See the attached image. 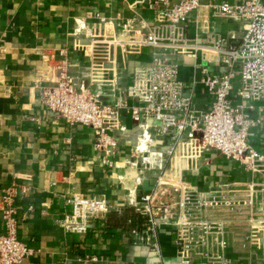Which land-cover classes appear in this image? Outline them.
I'll use <instances>...</instances> for the list:
<instances>
[{"label": "built area", "instance_id": "1", "mask_svg": "<svg viewBox=\"0 0 264 264\" xmlns=\"http://www.w3.org/2000/svg\"><path fill=\"white\" fill-rule=\"evenodd\" d=\"M144 3L153 12L151 22L135 17L117 25L114 18L96 17L78 25L74 35L85 65L76 73L69 65L61 66L49 77L43 76L44 65L38 67L40 104L57 118L89 127L106 165L114 163L116 135L134 134L137 142L131 145L134 158L129 164L144 166L155 180L152 190L142 192L141 202L135 187L145 179L137 177L129 192L128 205L136 216L127 228L135 244L146 245L160 257L158 228L167 224L183 264L195 258L198 264H238L226 251H251L256 244L264 254V0ZM215 17L237 23L238 29L226 34L213 29L210 21ZM190 24L195 26L193 36ZM144 48L152 49L150 60L134 67L131 84L122 83L126 67L120 60ZM175 55L195 58L201 74L195 80L204 85L208 108L193 104L194 89L189 91L180 79L179 63L171 59ZM124 113L130 115V128L122 123ZM149 143L160 144L163 164L148 149ZM209 153L247 177L231 174L206 189L186 179L185 171H196ZM3 190L0 264H22L34 249L18 236L15 203L29 195L30 187L13 183ZM68 203L71 209L59 225L74 234L86 232L96 218L119 212L104 193L72 195ZM34 210L29 204L26 211ZM261 238L263 243H257Z\"/></svg>", "mask_w": 264, "mask_h": 264}, {"label": "crops", "instance_id": "2", "mask_svg": "<svg viewBox=\"0 0 264 264\" xmlns=\"http://www.w3.org/2000/svg\"><path fill=\"white\" fill-rule=\"evenodd\" d=\"M144 1L0 0V210L4 188L13 183L30 187L29 195L15 203L18 236L34 249L22 264H183L170 225L158 228L160 257L146 245L135 244L129 234L128 220L136 216L134 207L128 205L129 192L139 176L151 185L155 181L144 166L132 168L129 164L134 158L131 145L137 142L134 134L118 133L114 163H102L94 148L93 131L45 110L35 83L37 68L42 65L44 77L59 72L61 66L69 65L68 70L76 73L85 65L74 35L78 25L90 24L96 17L114 18L117 25L135 17L151 22L153 12ZM210 26L225 34L238 29L237 23L216 17L211 18ZM194 34L195 26L190 24L189 35ZM151 53V48H144L120 60L126 67L121 82L131 84L134 67L148 62ZM171 59L179 63V77L189 91L194 89L193 104L208 108L210 98L204 85L195 80L201 78L195 58L175 55ZM34 117L39 120H32ZM122 123L132 127L129 114L122 115ZM148 149L159 165L164 163L159 143H149ZM198 167L186 170L185 175L203 189L231 174L237 179L247 177L213 153L201 158ZM98 193H104L119 212L94 219L82 234L64 231L59 221L71 209L68 199ZM29 204L35 207L31 213L26 211ZM4 230L0 212V233ZM256 245L251 251L228 249L226 254L238 264H264L263 249ZM90 256L97 261L88 260ZM198 263L195 258L190 264Z\"/></svg>", "mask_w": 264, "mask_h": 264}, {"label": "water", "instance_id": "3", "mask_svg": "<svg viewBox=\"0 0 264 264\" xmlns=\"http://www.w3.org/2000/svg\"><path fill=\"white\" fill-rule=\"evenodd\" d=\"M150 123H156V124H159V122H155V121H151ZM140 130L139 129H136L134 130L135 133H138ZM133 141L135 142V136H134V139ZM153 186L150 184V182L148 180H144L142 182V184L138 185L135 187L136 189V194H137V202H141L143 201L142 199V192L143 191H150L152 190Z\"/></svg>", "mask_w": 264, "mask_h": 264}, {"label": "bare ground", "instance_id": "4", "mask_svg": "<svg viewBox=\"0 0 264 264\" xmlns=\"http://www.w3.org/2000/svg\"><path fill=\"white\" fill-rule=\"evenodd\" d=\"M147 141H148V134L145 135L144 137H142V139H141L140 147H141L142 149H144V147H145Z\"/></svg>", "mask_w": 264, "mask_h": 264}, {"label": "rangeland", "instance_id": "5", "mask_svg": "<svg viewBox=\"0 0 264 264\" xmlns=\"http://www.w3.org/2000/svg\"><path fill=\"white\" fill-rule=\"evenodd\" d=\"M130 207H132V206H130Z\"/></svg>", "mask_w": 264, "mask_h": 264}]
</instances>
